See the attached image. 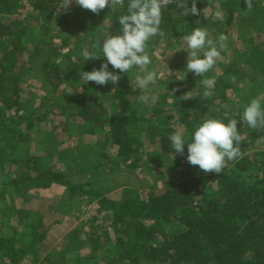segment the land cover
I'll list each match as a JSON object with an SVG mask.
<instances>
[{"label": "trees", "instance_id": "16d2710c", "mask_svg": "<svg viewBox=\"0 0 264 264\" xmlns=\"http://www.w3.org/2000/svg\"><path fill=\"white\" fill-rule=\"evenodd\" d=\"M60 2L32 0L31 6L51 19L53 7ZM186 2L190 8L191 0ZM210 2L196 0L197 8L211 6ZM216 2L225 13L223 21L213 19L211 14L206 19L202 12L199 16H185L184 9L177 8L176 3L169 4L162 10L161 27L165 35H157L148 45L163 41L173 46L176 43L173 38H182L197 27L207 28L215 41L236 18L242 31L236 38L239 46L227 45L221 52L223 61L217 74L209 71L201 77L191 72L186 77L188 85L174 78L158 81V90L165 89L171 99L160 95L151 106L138 99L142 90L135 89L125 79L109 86L85 84L79 73L99 69L106 58L85 61L82 49L70 47L66 38H62L63 46L68 47L67 52L60 54L63 62L52 61L48 54L40 61V70L53 92L70 80L81 83L85 91L75 96L55 95L42 99L39 104L34 103V97L23 99L25 70L20 65V55L32 34L31 19L20 15L21 0H0V168L3 164H16L14 177L0 178V209L5 204L11 205L17 197L26 200L61 189V208L70 211L74 206H92L91 211L94 209L97 213L94 217L101 220L99 224L91 223L92 231L84 238L90 247L84 261H67L57 252L40 259L37 244L46 238L44 213L39 209H18L16 224L22 230L15 232L26 234L22 237L25 243L15 246L7 255L8 263L4 264H18L32 254L39 264H264V140L261 139L264 129H252L242 119L244 107L264 93V0H252L253 8L248 13L245 0ZM127 4L125 0L116 9L106 7L98 15L78 5L65 12L71 23L65 26L62 20L60 25L71 27L70 35L80 33V46L86 44L91 51L99 21L105 19L119 30L118 18L126 13ZM86 38H89L87 42ZM40 50L35 47L32 55H38ZM73 54L77 55L75 64L71 59ZM205 77H214L216 81L211 97L203 95L205 87L200 80ZM232 77L247 82L238 95L237 106L226 95V84ZM103 87L106 95H101L98 101ZM106 102L112 104L110 109ZM153 106L155 111L148 114ZM235 109L238 130L243 137L242 157L228 162L219 176L204 173L187 160L181 166L176 160L181 155L175 154L169 140L176 130L173 123L186 128L185 138L191 140L204 119L220 118L227 123L224 113L230 118V110ZM21 111L29 114L22 115ZM71 117L81 121L80 127L85 128L87 136L96 137L93 144L84 142L85 148L82 143L60 147L59 132L48 123L55 124L54 120L62 118L59 123L64 129ZM41 121L51 126L39 128L44 140L45 162L41 155L29 151L32 129ZM140 132L158 142L157 151L148 155L156 162L160 159L170 162L169 167L164 166L170 171L166 174L169 185L158 192H148L145 197L139 193L140 187H125L115 176L120 166L134 170L141 163ZM112 148L114 152L110 153L108 149ZM54 154L67 167L75 169L73 175L51 164ZM213 184L216 190L212 189ZM119 189L120 195L109 194ZM51 201L52 210L57 201ZM76 239V236L68 237L72 243ZM5 244L6 240L1 237L0 249Z\"/></svg>", "mask_w": 264, "mask_h": 264}, {"label": "rangeland", "instance_id": "374dc122", "mask_svg": "<svg viewBox=\"0 0 264 264\" xmlns=\"http://www.w3.org/2000/svg\"><path fill=\"white\" fill-rule=\"evenodd\" d=\"M209 1H211V6L208 7L212 10H215L217 8L216 0ZM31 2L32 0H21V4L18 9L21 16L31 19L30 29H32V34L25 41V48L20 55V65L25 70V76L22 84L23 99L26 97V100H29V98L34 97V103L39 104L42 99H50L55 95L62 96L64 93V95L70 94L71 96H75L74 94L76 93L84 92L85 88L83 87V85H81V83L78 84L76 82H72L71 80L62 83V85L58 87L54 92L51 91V87L45 80L43 72L40 70V61L48 56V54H50L52 61L55 60L58 62H63V58L60 54L67 52L68 47L63 46L62 38H66L69 41L68 44H70V47L74 49L80 47V49H82V52H84L85 50L89 51V46L86 44H83L82 47L80 46V33L70 35L69 32L71 27H65L66 23H71L70 18L67 17L64 11H58V7L61 2L56 3L53 7L51 19H47L34 11L31 6ZM74 7H78V4L75 3V0H73V2L69 5L68 10H71ZM213 19L215 18L213 17ZM62 20L65 21V26L63 25L64 28L60 25V21ZM236 20V18L233 19L232 22H230V25H227V27H225L224 34L228 36V40L226 43L228 46H231V48H233L234 46H239L240 43L236 38H238L241 35L240 33H242L241 29H238L239 25H237ZM118 31L119 30L116 29L112 25V23L108 22L105 19L100 20L97 30L94 33L95 40L93 41V44H97L100 41L102 43V40L107 33L111 32L112 34H116ZM88 39L89 38H86L85 42H87ZM172 40L176 41V43L174 42L175 45L173 44V46L164 44L163 41H160L152 42L147 47V52L152 61V63L149 65V69L156 68L158 70V76L160 78H158L154 83L150 84L146 90H142V93L139 94L147 95L149 97L148 102L144 104L152 106L155 101L160 99V95H167L165 89L162 88L161 90H158V81L162 79L169 80L174 78L177 81L184 80L187 83L186 77L190 76L191 74V72H186V69L183 68L187 63L188 56V48L186 42L182 38H173ZM73 44H75L76 46ZM35 47H39L41 50L38 55L33 56L32 53ZM96 51L98 53L101 52L99 47L96 49ZM76 56L77 55L74 54L71 55L73 64L76 63ZM222 61L223 56L221 53V58L217 60L216 64L210 70L211 73L214 72L215 74H217L220 72L219 67ZM109 71L116 72V70L113 68H110ZM116 74L120 75L122 79H125L127 81V83H130L135 89L139 90V88H137L136 86V76H143L145 73L140 71L138 68H133L127 73L116 72ZM207 74L208 72L204 75ZM119 81H121V79ZM228 81L229 83L226 84L228 85L226 90L228 101H234L233 103L237 106L239 101L238 95H241V90L244 91L247 86V82L243 78L236 77H232ZM111 84L112 83L109 82L107 85L109 86ZM93 85L94 82H92V86ZM105 88L106 87H103V89L100 90L101 94L100 97L97 98L98 101H101V95H106ZM213 89L214 88H212L211 91H213ZM260 96H264V93ZM151 97H156L155 101H153ZM167 98L170 101L171 96L167 95ZM107 105H109L108 109H110L112 106L110 102L107 103ZM154 107L155 106H153L148 114L155 111ZM236 112V109L230 110L231 119H236ZM20 113L22 115L29 114L26 111H21ZM50 118L52 119L53 116L51 115ZM61 119L54 120L55 124H52L51 122L48 123L51 126H56L55 130L59 132V139L62 140V144L60 146L61 148L77 143H82L83 147L85 148L86 146H84V142H90L89 144H93L94 138L96 137H89L84 133L85 128L80 127L82 125H80L81 121L78 118L71 117V122L68 126L67 124H64V129L63 124L59 123ZM48 124L41 121L38 124V127L35 126L32 129L33 134L29 146V151L34 155H41L43 162H45L46 156L44 157V140L39 132V128L47 129L48 127L50 129L51 126ZM59 124L61 126H59ZM173 124L175 126V129L182 127L179 126V124ZM139 136L142 143L140 154L141 163L138 164L137 168L134 170H130L128 168L120 166L118 169L120 171H117L115 173V176L119 180L118 182L123 184L125 187H140L139 193L141 194V196L145 197L148 192H158L165 185H169L168 179H166V174H168L170 171L164 166L166 165L169 167L170 162L169 160L165 161L162 159L159 160L160 162H156L155 160H153L155 158L149 156L148 154H152L154 151H157L156 149H158V142H155V139L151 140L150 138H146L144 135H142V132L139 133ZM186 140L188 142L190 141L189 138H187ZM246 147L248 148L250 147V145L247 144ZM96 149L98 150L100 149V147ZM108 151L110 153L114 152L113 148L110 150L108 149ZM246 151H248V149ZM187 154L188 153L186 148L184 150V155L176 159L179 160L181 166H183L186 162ZM51 164L55 168H58L69 175L74 174L75 169L67 167L63 161H60L58 159L57 154H54L52 156ZM15 166L16 164H3L0 168V178L14 177ZM181 166H179V168H181ZM74 178L77 179V177L75 176ZM83 181L84 179L80 180V182ZM213 185L214 186H212V189L216 190V185ZM62 193L63 191L61 189H55L53 191L42 192L40 194L34 195L37 197L31 199L24 200L17 197L15 199H12L11 205L5 204L4 207L0 209V238L2 237L6 240L5 247L3 249H0V264H4V262L8 263L7 255H10L13 252V248L15 246H19L25 243L23 240L24 238L22 237L26 234L24 232H21L19 235L18 232L17 235L15 232L16 230H22V226L20 224H16V210L24 208H27L29 211H34L33 209H39L44 213L43 227L46 229V238L43 242H39L37 244L40 252V259L46 254L57 252L64 257V260L67 261L74 260L78 263L79 261L85 260V258L90 253V247L88 246L87 241L84 240V238L89 232L92 231L91 223L95 222L96 224H99L101 220L95 218L97 216V213H95L94 209L93 211H91L92 206L90 208L88 205L82 206L80 208L74 206L70 211L65 208H61L63 207V200L61 199ZM109 194L116 197L117 195H120V189ZM53 199L57 201V204L52 206L51 210V200ZM57 205H59L58 208ZM3 213L5 214L7 222ZM6 223L8 227L6 226ZM18 236L22 238V241L18 240ZM74 236H76L77 239L72 243L68 240V237ZM54 249H57L58 251H54ZM33 256L34 255L32 254L28 259L22 258L20 263L18 264H39L38 261L34 260Z\"/></svg>", "mask_w": 264, "mask_h": 264}, {"label": "clouds", "instance_id": "9594fccd", "mask_svg": "<svg viewBox=\"0 0 264 264\" xmlns=\"http://www.w3.org/2000/svg\"><path fill=\"white\" fill-rule=\"evenodd\" d=\"M73 0H61L58 11L67 12ZM125 0H75V3L83 9L99 14L106 7L116 9L123 6ZM176 3V7L184 9V15H197L202 12L208 19L211 14L215 19L224 20L223 10L217 7L215 10L208 6L202 10L197 8L196 0H191L189 8L186 0H128L126 13L118 18L121 26L116 34L107 33L97 44L92 45V50H85L83 58L85 61L106 58V62L91 71L79 73L80 80L85 84L94 82L97 85L106 86L109 82L116 85L121 76L114 71H109V65L121 73H127L133 68L144 72L143 76H136V86L146 90L158 78L156 68L149 69L152 63L147 52L149 41L157 35H165L162 25V10L169 4ZM246 13L253 8L252 0H245ZM182 39L187 44L186 72H192L196 76L204 77L221 58V52L227 48L228 36L221 33L214 41L207 28L197 27L191 33L185 34ZM100 48L101 52L96 51ZM102 53V54H101ZM162 75V74H160ZM186 75V73H185ZM178 78V77H177ZM215 78H203L200 83L205 87L203 95L211 97L212 88L215 86ZM138 99L148 102L147 95L139 96ZM155 101L156 97H151ZM227 123L220 118H206L194 130L190 142L186 141L187 129L177 128L169 136L171 147L175 154L184 155V147L187 144V162L192 166H199L204 173H215L220 175L228 162L242 157L241 142L242 133L238 130V121L228 118L224 113ZM243 122L252 129H264V98L257 97L244 107L242 114ZM264 140V137H261Z\"/></svg>", "mask_w": 264, "mask_h": 264}, {"label": "built area", "instance_id": "2783aa9c", "mask_svg": "<svg viewBox=\"0 0 264 264\" xmlns=\"http://www.w3.org/2000/svg\"><path fill=\"white\" fill-rule=\"evenodd\" d=\"M160 75V74H159Z\"/></svg>", "mask_w": 264, "mask_h": 264}]
</instances>
